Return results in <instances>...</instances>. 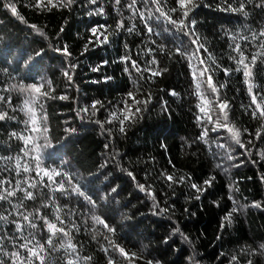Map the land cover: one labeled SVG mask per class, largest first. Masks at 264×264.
Here are the masks:
<instances>
[{
  "label": "trees",
  "instance_id": "1",
  "mask_svg": "<svg viewBox=\"0 0 264 264\" xmlns=\"http://www.w3.org/2000/svg\"><path fill=\"white\" fill-rule=\"evenodd\" d=\"M5 2L15 5L16 16L4 7ZM52 2L56 7L49 6L51 10H48L36 7L37 0H0V96L5 97L0 101V112L6 111L14 117L0 122V179L9 178L13 185L16 179L22 184L25 181L37 184L36 188L29 189L36 199L24 200L23 208L30 213L39 209L49 222L56 223L57 228L64 227L65 231L74 223L79 231L73 230L70 235L76 254L91 256V264H107L109 256L114 264H147L149 260L161 264H191L189 257L193 255L199 264H230L233 255L238 258L236 264H248L249 260L264 264V251L259 248L264 244V207H250L254 202L264 204V180L261 179L264 159L260 156L264 152V138H255L264 120L252 119L241 107L250 103L247 85L242 73L234 71L235 61L228 58L236 55L229 44L240 43L248 61L251 54L264 51L261 48L264 40L240 39L249 36V30L257 33L264 30V10L248 4L249 16L245 18L224 11L225 0H196L198 6L190 14L197 22L196 32L208 53L222 68L233 69L228 77L223 71L213 72V83L218 88L224 85L219 96L231 105L227 123L241 132L246 151L235 144L226 129L212 131L217 121H225L216 105L215 94L209 87L205 89L207 73L199 76L204 67L200 60L205 59L209 65L210 61L203 50L197 52L191 44L188 29L181 31L161 17L152 19L153 32L148 33L138 17L129 19L130 12L125 5L130 0H121L116 6L120 11H116L114 0H102L103 15L88 14L94 13L100 4L86 8L83 0L70 7L64 6L67 0ZM161 6L165 12L172 8L178 10L170 13L172 19L182 18L178 0H163ZM137 7L146 16L150 9L155 12L151 4L138 3ZM121 19L125 28L135 23L136 30L129 34L122 29L117 34L116 25ZM31 25H36L43 35ZM100 25H105L107 32L102 35L103 29H100L97 36L103 40L104 35L111 33L109 44L96 43L97 37L90 32L92 27L99 29ZM89 39L94 43L84 53ZM65 45L72 53L70 59L55 50ZM177 49L185 55L178 54ZM125 56L137 62L140 73L132 69L130 62H121ZM153 58L155 64L150 63ZM104 60L109 63L99 72L90 70ZM69 63L78 65L70 72L71 83L64 76ZM126 63L131 75L124 72ZM162 69L167 71L160 76L151 75L152 71ZM104 76L113 79L107 83L94 82L102 81ZM249 83L255 86L254 92L264 93V66L259 62ZM32 84H43L41 92H48L49 98L33 92V102L22 112L20 109L25 108V100L30 97L19 88ZM173 90L176 95H169ZM129 92L133 97L128 96ZM149 94L152 102L133 119L125 121V130L121 133L120 119L125 108L131 112L137 106L143 108L135 101H144ZM61 95H67L68 99L50 98ZM95 101H100L103 107L93 111L90 106ZM198 105L206 108V115L199 112ZM85 108L88 110L81 111ZM28 109L35 114L40 133L30 131L31 122L25 126L24 122L30 120ZM45 128L47 131L43 132ZM204 129L208 135L199 139ZM12 132L34 136L29 157L23 155V141L10 138ZM221 144L225 147L218 146ZM228 154L234 159L229 161ZM37 155L41 169L50 172L55 169L66 175L56 176L55 184H49L44 177L41 185L35 170ZM18 160L21 168L27 165L31 170L17 176ZM253 160L256 162L252 163ZM241 161L243 166H234ZM162 173L173 175L177 180L184 176L186 181L169 187L170 182ZM210 177H215L212 186L200 200H195L197 193L190 184L203 186L202 182ZM69 178L83 195L51 191L61 180L68 189ZM138 185H144L145 190L141 191ZM22 195L17 192L12 202L19 203ZM45 204L48 207H42ZM237 205L241 211L233 215L231 225L222 227L226 214ZM8 207L0 201V212ZM93 216L105 220L115 231L109 233ZM33 222L39 230L26 229L25 235L33 232L36 240L44 245L41 255L45 264H68L69 260L78 264L72 254L61 248L67 238L55 236L53 244L48 245L49 233L43 222ZM175 228L180 229V234L173 235ZM6 230L11 234L13 228L8 225ZM113 246L124 248L129 257L113 252ZM103 248H108L109 253L105 254ZM252 249L257 250L255 254ZM14 250L7 245V251ZM20 256L26 260L22 249ZM0 261L9 264L6 256L0 255ZM35 264H40L39 259Z\"/></svg>",
  "mask_w": 264,
  "mask_h": 264
},
{
  "label": "snow or ice",
  "instance_id": "2",
  "mask_svg": "<svg viewBox=\"0 0 264 264\" xmlns=\"http://www.w3.org/2000/svg\"><path fill=\"white\" fill-rule=\"evenodd\" d=\"M81 0H67V4L64 5L65 7H70L73 4L80 3ZM138 3L144 4L145 6H148L149 4L155 6V12H153L151 9L148 11L147 16L145 15L144 11L138 10ZM163 3V0H130L129 3L125 5V8L130 12V17L129 19L135 20L137 17L139 18L140 22L145 26V29L148 33L153 32V28L150 26L151 21L153 18L159 20L161 17L165 18L168 20V22L180 29L181 31H184L185 29H188V35L192 38L191 39V44L196 47V51L199 52L203 50L206 54L207 61H210V65L206 63L205 59L200 60V64L204 65L202 70L199 72V76L203 77L205 73H207V85L210 88L211 92L215 94L216 96V105L220 111V113L223 114L224 118V123H220L219 121L216 122V125L212 128L213 132H217L219 129H226L230 134H231V139L235 142L236 145H238L240 148L245 149L248 151V149L245 147V145L241 141V132L237 129H234L233 127H230L229 124L227 123L228 120V110L230 109L231 105L230 102L224 99H221L219 96V91L220 88L224 87V85H220V88H218L214 83H213V72L220 70L223 71L225 74V77H228L231 75L233 69L231 68H222L220 64H218L215 60V57L211 56L210 53H208V50L204 47V44L201 43L200 37L196 32V21L191 18V13L195 10V8L198 6L196 3V0H178V3L180 5L179 11L182 12V18L180 20H174L171 18L170 13L171 12H176L178 11L176 8L170 9L168 12L164 11V8L161 6ZM100 4V7L95 9V12H89V15H103L104 14V7L102 4V0H83V6L84 7H89V6H94ZM121 4V0H114V7L119 6ZM248 4H252L255 8H259L261 10H264V0H259V2H256V0H225V6H224V11H229L232 13H238L241 14L243 17L247 18L249 16V12L246 10V6ZM237 5V6H234ZM36 7H46L48 10H51V7H56L55 4H53L52 0H47V3H44V0H37V3L35 5ZM51 6V7H49ZM4 7L6 9H10L11 13L13 16L17 15V8L15 7L14 4L5 2ZM116 11H120L118 7H116ZM155 13H158V15H155ZM20 20H23V17H19ZM33 29H35L37 32H39L41 35H43V32L36 27V25H31ZM100 29H103V32H100V34L103 35L104 32H107V27L105 25H100L99 29L97 27H92L90 29V32L93 36H96V43H99L101 45H106L110 43V35H104L103 40H99V37L97 36V33L100 31ZM124 30L127 33L131 34L136 30V25L133 23L131 27L125 28L124 25V20L121 19L117 22L116 25V33L119 34L120 30ZM64 29L61 28V31ZM250 35L249 36H241L240 39L247 42L249 40L251 41H257L258 38L261 40H264V30L257 32H252L249 30ZM226 35H228L226 33ZM233 41H235L236 37H232ZM93 40L89 39L88 43L85 44L83 52L86 53L90 51L89 49V44H93ZM125 49L128 48L127 43L124 44ZM229 48L234 52L236 55H229V59L235 61L236 63V68L234 69L235 72L242 73L244 77V83L247 85V92L249 93L250 97V103L248 105H241L243 110L246 113H249L252 119H262L264 120V93L260 92H254V85L249 83V80L254 77V68L257 67V64L261 66H264V51H261L259 53H254L251 54V59L248 61V58L245 55L244 49H242L240 43H235L234 46L233 44H229ZM261 48L264 49V44L261 45ZM57 52L61 53L64 57L70 59L72 56V53L69 51L68 46L65 45L63 48H56L55 49ZM152 49H149V52H151ZM177 53L180 54L181 56L185 55V53L181 52L180 49H177ZM39 55V53L37 54ZM83 55V53H82ZM191 59V57H189ZM248 61V62H246ZM121 62H130L132 69H134L137 73L141 72L140 67L137 65V62L135 60H132L131 56H125L121 58ZM109 61L104 60L100 64H98L95 67H92L90 70L92 72H99L103 67H105ZM150 63L155 64L156 60L153 58ZM77 64L75 63H69L67 69L64 71V76L67 77L68 81L71 83L73 81V76L70 74V72H74L75 69L77 68ZM6 71V69L4 70ZM167 71V69H162L160 71H152L151 75L153 77L155 76H160L163 74V72ZM124 72L131 73L129 72V68L126 66L124 68ZM194 78L196 77V73H193ZM113 78L110 76H104L102 81H94V82H104L107 83L111 81ZM49 84H51L50 81H48ZM15 87V86H14ZM43 87V84L41 85H36L32 84L29 85L28 87H23L21 86L19 88V91L21 92H27L29 94L30 99L25 100V108H21L20 111L24 112L26 111L27 105L31 102L32 94L38 93L41 96L45 98H49V93L48 92H41V89ZM197 90L199 91L200 85L197 84ZM169 95L175 96L176 93L175 91L169 92ZM129 97H133V93L129 92L128 93ZM51 99H59V100H67L68 96L67 95H61L59 97L52 96L50 97ZM5 97L0 96V101H4ZM152 102V97L149 94L147 98L144 101H135L137 105H143V108L140 106H137L135 108L134 112H131L128 110L126 107L124 110L123 118L120 119V132H124V123L125 121H129L133 119L137 114L141 113L143 110L147 108V105ZM204 103H208V101H204ZM103 107V104L100 101H95L90 107L92 108L93 111L97 110V108ZM9 107L11 105L9 104ZM199 112L203 114L206 113V108L200 107L198 105ZM88 109H81V111H87ZM14 111V110H13ZM28 114L30 116V120L25 121V126L28 125L29 122L32 123L33 127L30 129L31 132L33 133H40L41 130L36 127V121H35V114L31 111V109H28ZM115 113H113V116L115 117ZM14 119V117L9 116L8 112H0V122H4L6 120H11ZM198 121L201 119L200 116L197 117ZM209 120H211V117H208ZM99 123V121H97ZM47 129H43V132H46ZM248 129H244V132H247ZM208 131L207 129H204L202 132L201 136L199 139H204L207 137ZM10 138H15L18 140L23 141V144L25 145L23 151L24 157H29V153L31 151L30 145H34L35 143V138L34 136L31 135H23V134H18L16 132H12L10 134ZM255 138L256 139H262L264 138V124L261 125L260 128H258L255 132ZM219 147L223 148L225 145L221 144L218 145ZM261 159H264V152L260 153ZM36 160V173L40 177V183L43 185V180L44 177H47V180L49 181V184H55V177L56 176H63L66 174L57 172L55 169H53L51 172L47 169H41L40 168V157L37 155L34 157ZM227 159L229 161L233 160L234 157L231 154H228ZM252 163H255L256 161H251ZM244 161H241L240 164L234 165L235 167H240L243 166ZM31 169L25 165L21 168L19 160L17 161V165L15 168L17 176L23 173H28ZM42 173V175H41ZM131 176L132 173H129ZM161 175L165 176V179L169 183V187L172 186V183H185L186 178L184 176H180L179 179L177 180L176 177L173 175H166L162 173ZM187 179H191L188 177ZM262 180H264V177H261ZM215 180V177H210L208 179H205L201 185H198L197 183H191L190 187L191 189L195 190L197 193L193 198L195 200H200L201 195H203L206 191L207 188H210ZM68 184L69 188L65 189L64 186V181L61 180L60 183L58 184L57 187L52 188V192L59 191L61 193L67 194L69 192L71 193H76L77 195H83V193L80 191V188L77 186H72L71 184V179H68ZM37 184L35 182L28 183L27 181L23 182L16 179L15 184H12V180L9 178H4L0 179V201L5 202L8 204V209L5 210V212H0V255L6 256L8 258L9 264H35V261L39 259L40 264H45L44 257L41 255V253L44 251V245L40 243V241L36 240L35 235L33 232H29L28 235H25V230L26 229H32L38 231L37 223L33 222V220H38L42 221L44 227L47 229L49 233L48 240L46 243L48 245L53 244V237L55 236H60L61 239L67 238L66 245L61 244V248L65 249L67 253L72 254L75 257V260L78 262V264H91L92 257L91 256H84L80 257L79 255L76 254V246L72 243V238L70 233L73 230L79 231V228L76 227V225L73 223L72 226L68 229V231H65L64 227L57 228L56 223L49 222L48 218L40 213V210L37 209L35 213H30L27 212L23 208V201L24 200H35L36 197L34 196L33 192L29 189L36 188ZM141 191H144V185H138ZM113 192L116 191L115 188L112 189ZM17 192H21L23 195L20 199L19 203H13V199L17 197ZM151 194V193H149ZM86 200H88L89 203L94 205V202L91 201L88 197H85ZM155 199V197H153ZM229 199H232L229 197ZM235 205V201H234ZM42 207H48L47 204L42 205ZM250 207H256V208H261L264 207V204L260 202H254ZM160 211H164L161 209ZM185 211H188L185 209ZM241 211V208L237 205L232 208L230 212L226 214L224 217L225 223L222 224V227H226L231 225L232 223V217L235 213ZM15 217L14 219H9V217ZM57 220H60V217H56ZM92 219L100 225H103L105 229L109 233H112L115 231L114 228L110 227L105 220H102L98 216H93ZM61 224H63V221H60ZM11 225L13 228V231L11 234L8 233L7 226ZM180 234V229L175 228L173 231V235ZM218 239L220 237H217ZM184 239L187 241L188 237L185 236ZM167 243V239L164 241ZM11 245L14 251H7V245ZM260 250L264 251V244H261L259 246ZM23 250L26 254V260L21 258L20 256V250ZM113 252H119L120 255L124 256L125 258L129 257V254L125 251L124 248H121L119 246H113L111 249ZM102 251L105 254L109 253L108 248H103ZM256 249H252L253 254L256 253ZM223 255V254H221ZM237 256L233 255L230 258V264H236L237 262ZM189 260L191 264H199V261L195 259V255L192 257H189ZM0 264H3V261H0ZM68 264H73L72 260L68 261ZM107 264H114L113 259L111 256H109ZM147 264H161L160 261H152L149 260L147 261ZM248 264H254L252 260L248 261Z\"/></svg>",
  "mask_w": 264,
  "mask_h": 264
},
{
  "label": "rangeland",
  "instance_id": "3",
  "mask_svg": "<svg viewBox=\"0 0 264 264\" xmlns=\"http://www.w3.org/2000/svg\"><path fill=\"white\" fill-rule=\"evenodd\" d=\"M208 88V86L205 87V89Z\"/></svg>",
  "mask_w": 264,
  "mask_h": 264
}]
</instances>
